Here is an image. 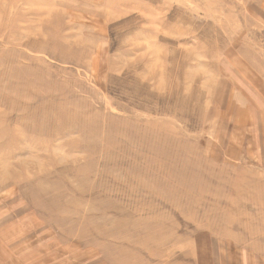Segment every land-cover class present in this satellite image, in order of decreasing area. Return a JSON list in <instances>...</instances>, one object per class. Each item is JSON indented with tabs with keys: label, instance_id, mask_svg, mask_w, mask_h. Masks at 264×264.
Listing matches in <instances>:
<instances>
[{
	"label": "rangeland",
	"instance_id": "374dc122",
	"mask_svg": "<svg viewBox=\"0 0 264 264\" xmlns=\"http://www.w3.org/2000/svg\"><path fill=\"white\" fill-rule=\"evenodd\" d=\"M0 264H264V0H0Z\"/></svg>",
	"mask_w": 264,
	"mask_h": 264
},
{
	"label": "bare ground",
	"instance_id": "6f19581e",
	"mask_svg": "<svg viewBox=\"0 0 264 264\" xmlns=\"http://www.w3.org/2000/svg\"><path fill=\"white\" fill-rule=\"evenodd\" d=\"M160 82V81H159ZM10 183V182H9Z\"/></svg>",
	"mask_w": 264,
	"mask_h": 264
}]
</instances>
